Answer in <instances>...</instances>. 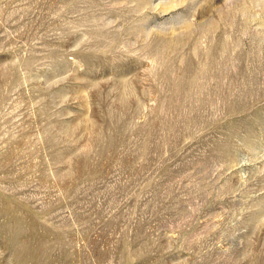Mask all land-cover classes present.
<instances>
[{"label":"rangeland","instance_id":"1","mask_svg":"<svg viewBox=\"0 0 264 264\" xmlns=\"http://www.w3.org/2000/svg\"><path fill=\"white\" fill-rule=\"evenodd\" d=\"M0 264H264V0H0Z\"/></svg>","mask_w":264,"mask_h":264}]
</instances>
